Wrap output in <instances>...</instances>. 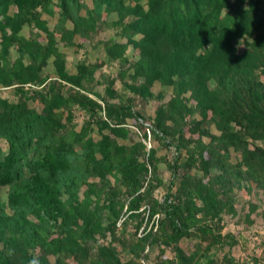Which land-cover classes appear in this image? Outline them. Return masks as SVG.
<instances>
[{"label":"trees","instance_id":"16d2710c","mask_svg":"<svg viewBox=\"0 0 264 264\" xmlns=\"http://www.w3.org/2000/svg\"><path fill=\"white\" fill-rule=\"evenodd\" d=\"M55 9L50 30L42 16ZM102 25L115 33L96 43L127 66L123 87L159 103L151 119L131 97L119 101L115 78L96 79L98 63L67 69L61 48L92 45ZM3 90L13 99L0 96V264H142L147 245L160 247L151 264H236L219 224L235 212L241 180L264 196V0H0ZM139 120L152 123L155 146L175 152L169 168L180 177L163 202L153 195L158 151L146 152ZM143 205L163 216L138 237ZM215 247L226 249L220 259Z\"/></svg>","mask_w":264,"mask_h":264},{"label":"rangeland","instance_id":"374dc122","mask_svg":"<svg viewBox=\"0 0 264 264\" xmlns=\"http://www.w3.org/2000/svg\"><path fill=\"white\" fill-rule=\"evenodd\" d=\"M86 2L90 5V0H86ZM57 10L55 9V15L52 19H49L46 15H43V18H46L48 21V25L50 30H52L56 19H57ZM114 18L113 16H108L107 21L110 22ZM70 26V24H67ZM29 30L25 28L23 31V35L27 36ZM31 33V32H30ZM39 33V32H38ZM115 33V28L102 25L97 33L91 39L92 45L85 42L82 48H61L66 56V67L67 69L73 68V66L81 60H85L92 63H98L100 67L97 68L95 77L96 79H101V77H108L110 79L115 78L114 88L116 89L117 93L120 96L119 101L125 102L127 97H131L133 102V107L136 111H140L145 115V118L151 119L154 116V111L158 106L157 101L150 100L149 102H145L138 97H135L130 94V92L123 87V82L125 81L124 78L118 77V73L122 69H126L127 66L124 68L118 62H108L104 53V49L102 45H98L96 41L102 40L105 38L111 37ZM42 36V35H41ZM43 37V36H42ZM129 60H135L137 55L133 51H128L126 54ZM101 62V63H100ZM53 71L52 66L49 64L44 69V74H51ZM90 88L100 92L104 95V86L100 84H96L95 82L90 85ZM151 91L156 94L159 91V85L154 84L151 88ZM1 97H6L13 99L11 90H3L0 92ZM32 106L36 110L41 109V105L39 103L32 104ZM76 116L82 115L76 111ZM76 119V122L81 124L82 123V116ZM149 121V120H148ZM151 121V120H150ZM214 132V131H213ZM96 137V135H95ZM258 145L264 148V142H259ZM155 146V145H154ZM0 148L2 150L6 149V143L0 140ZM156 151H158V164L157 169L155 170V176L158 179L154 182L155 189L153 190L154 197H158V199H163L168 189L171 188L170 182L174 181L175 185L171 188V193H174L175 188L177 186L180 171H175L176 179L172 177L173 171L169 168L172 166L175 158V152L173 149L166 148L162 145L156 143ZM184 154L182 155V157ZM236 156H232L231 159H234ZM218 173L217 170L211 169V174L214 175ZM191 174L193 176L200 177L201 172L199 170H192ZM232 196L234 197V209L235 212L233 214L225 213L222 217V221L219 226L222 227L221 235H230L235 240L236 244L231 249V255L235 260L236 264H264V196H262L257 188L249 187L245 180H241L239 183V187L234 186L232 190ZM6 198V189L0 188V199L4 200ZM251 205H256V209L254 212L249 214ZM8 212L9 210L6 209ZM249 215L248 218L246 216ZM135 221H130L125 226L121 227V233L123 232L124 237L126 239L134 236V225ZM187 242L182 241L180 246L189 251L191 250V246L187 244ZM192 244V243H190ZM149 246V245H148ZM146 246L147 252L143 255H147L150 251V256L148 257L149 261H154V258H159V249L157 245H153V249ZM189 247V249H188ZM165 255L168 257L173 258L174 253L169 248H164ZM226 252L224 248L222 251L216 250V247L213 250V254L216 258L220 259L223 253ZM257 260V262L254 261ZM148 260L143 258V264H150ZM52 261V259H51ZM68 264H75L73 261H69Z\"/></svg>","mask_w":264,"mask_h":264},{"label":"built area","instance_id":"2783aa9c","mask_svg":"<svg viewBox=\"0 0 264 264\" xmlns=\"http://www.w3.org/2000/svg\"><path fill=\"white\" fill-rule=\"evenodd\" d=\"M140 125H142L143 130L145 132V138H142L143 144L145 145V150L148 153L153 147H154V139H153V133H157L152 125V123L148 122V121H143V120H139ZM129 128L135 132L136 134L139 135V137H141V133L139 132V130L135 127V126H129ZM159 135H161L159 133ZM148 175L146 177V181H148L150 174H151V169L148 166ZM161 202L164 201V198L160 200ZM141 212H143V216H144V223L142 225V227L138 230L137 236L138 237H142L144 236L146 233L148 232H152L153 234L156 232L157 227H158V223L160 221V219L162 218V214L161 213H156L155 215H153L150 218L149 212H150V208L148 205H143L140 210ZM124 220V218H120L117 226L120 227L122 221ZM149 221V222H148ZM141 263L143 264V261L141 259Z\"/></svg>","mask_w":264,"mask_h":264},{"label":"crops","instance_id":"0c3cea01","mask_svg":"<svg viewBox=\"0 0 264 264\" xmlns=\"http://www.w3.org/2000/svg\"><path fill=\"white\" fill-rule=\"evenodd\" d=\"M164 198V197H163ZM156 199L158 200V202H161L160 200L161 199H158V197H156ZM163 202V201H162ZM148 246V245H147ZM149 247V250H150V248L151 249H153V245H151V246H148ZM157 247H158V249H160V247L157 245ZM147 252V249L145 250V253ZM150 251L148 252V254H147V256H146V260H148L149 258V256H150ZM160 255V254H159ZM165 255V254H164ZM166 256V258H168V259H171V257H168L167 255H165ZM157 259H156V257L154 258V261H156ZM154 261H152V262H150L149 260H148V262L151 264V263H153Z\"/></svg>","mask_w":264,"mask_h":264}]
</instances>
